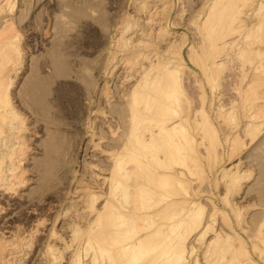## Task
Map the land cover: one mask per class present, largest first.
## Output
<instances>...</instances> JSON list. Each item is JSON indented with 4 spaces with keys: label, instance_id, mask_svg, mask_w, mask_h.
I'll list each match as a JSON object with an SVG mask.
<instances>
[{
    "label": "bare ground",
    "instance_id": "1",
    "mask_svg": "<svg viewBox=\"0 0 264 264\" xmlns=\"http://www.w3.org/2000/svg\"><path fill=\"white\" fill-rule=\"evenodd\" d=\"M175 1L132 0L146 16L126 14L113 31L103 78L123 70V107L92 111L102 128L96 117L86 134L101 159L78 190L66 243L50 233L49 264L65 253L67 264H264V190L246 191L264 159V0H203L196 42L183 33V44L170 32ZM13 9L0 0V196L10 199L29 183L27 117L13 94L24 48L4 15ZM111 87L96 101H114ZM14 231L0 230V264H23L40 229L30 240Z\"/></svg>",
    "mask_w": 264,
    "mask_h": 264
},
{
    "label": "rangeland",
    "instance_id": "2",
    "mask_svg": "<svg viewBox=\"0 0 264 264\" xmlns=\"http://www.w3.org/2000/svg\"><path fill=\"white\" fill-rule=\"evenodd\" d=\"M12 2L14 9L4 15L9 20L14 18V30L20 35L24 48L25 66L19 78H16L13 94L16 104L27 117L28 153L24 167L28 171L29 183L20 191L19 198L0 196V206L5 209L0 217V230L9 238L14 230L17 233L22 228L27 230L26 235L30 240L29 231H34L38 226V238L28 248L27 258L22 263L49 264L46 262V246L52 239L50 233L54 229L63 235L61 243H54H58V247L66 243L68 233L65 223L73 220L76 210L80 208L78 190L86 182H92V175H95L90 167L95 163L93 157L95 160L101 159L100 153L90 147L86 134L89 121L96 117L102 128V117L98 116L99 113L92 116V111L111 108L117 116L123 107L119 88L123 70H116L110 80L103 78L110 57L113 31L122 27L126 14H137V17L146 15L135 11L132 0ZM202 2L175 1L171 15L174 25L170 32L175 33L178 43L183 44L178 38L183 33L187 34L188 42L193 39L196 42L197 35L191 21L196 18ZM187 82L188 90L192 89L195 96L193 83ZM107 84L109 87L112 85L116 98L111 103L104 101L102 104V99L96 101V98L99 90H105ZM113 128H117L115 123ZM121 131V128L117 129V133ZM102 133L109 137L106 128L103 127ZM106 141L104 146L109 144V138ZM256 146L249 154L258 151H255ZM259 161L256 178L247 184L246 191L264 190V159ZM66 209H69L68 216L56 219L57 214ZM259 211H251L250 219ZM40 222L43 224L40 225ZM68 254H62L64 258L60 264H67Z\"/></svg>",
    "mask_w": 264,
    "mask_h": 264
}]
</instances>
